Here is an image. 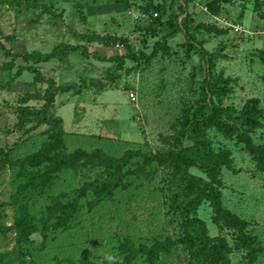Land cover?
Masks as SVG:
<instances>
[{
  "label": "rangeland",
  "instance_id": "rangeland-1",
  "mask_svg": "<svg viewBox=\"0 0 264 264\" xmlns=\"http://www.w3.org/2000/svg\"><path fill=\"white\" fill-rule=\"evenodd\" d=\"M206 1L188 0V14L196 38L205 50L215 53L214 70L227 90L222 103L238 111L255 97L262 107L264 53L247 48L240 35L217 32L225 26L209 15ZM168 2L0 0V225L7 227L0 233V264H34L21 252L13 229L21 193L7 156L34 148L50 127L38 118L18 124L21 107L42 108L43 100L23 103L21 99L26 93L43 94L47 79L74 87L58 92L46 113L61 120L69 150L97 143L90 135L106 138L111 145L106 148L116 154L126 148L162 152L189 143L179 130L186 115L191 117L208 103L209 97L205 100L201 93L205 64L186 47L181 33L164 39V32L158 31L157 17L166 20L169 14H180L178 5L169 7ZM156 43H164L167 49L154 51ZM61 44L77 51L38 63L15 56L49 52ZM83 48L88 50L86 55ZM131 52L135 58L127 56ZM25 65L36 72L22 69ZM130 91L134 100L128 96ZM205 133L213 150L229 152V164L221 166L219 173L221 203L244 221L242 231L252 247L241 243L236 228L218 226L207 201L196 215L205 222L209 236L224 239L226 264H264V168L234 135H224L214 126L206 127ZM249 136L254 145L264 148V122ZM190 171L205 177L194 167ZM100 174L96 168L82 170L73 179L62 177L51 194L71 196L84 181ZM178 190L169 168L158 166L149 178L137 179L131 190L85 213L79 220L83 232L59 233L37 264H109V255L115 257L112 264H123L117 247L126 237L135 247L150 245L157 238L176 239L182 233L180 216L168 206L171 194ZM32 238L40 240L38 234ZM136 264L144 263L138 258ZM157 264H195V260L182 244H176L169 253L160 254Z\"/></svg>",
  "mask_w": 264,
  "mask_h": 264
},
{
  "label": "trees",
  "instance_id": "trees-1",
  "mask_svg": "<svg viewBox=\"0 0 264 264\" xmlns=\"http://www.w3.org/2000/svg\"><path fill=\"white\" fill-rule=\"evenodd\" d=\"M230 1L207 0L205 7L210 14L217 15L222 5ZM167 4L169 7L178 5L180 14H169L166 20L157 17L158 31L164 32V39L181 33L186 47L194 50L205 64L201 93L203 99L209 97L208 103L201 105L191 117L185 116L179 136L189 142L187 145L162 152L126 148L116 154L106 148L111 147L106 138L90 135L98 140L97 143L88 149L78 147L69 150L61 120L47 116L46 113L58 92L70 91L74 87L57 85L53 79H47L43 94L26 93L22 97L23 103L30 99H40L44 103L37 111L21 107L18 117L20 126L35 118L50 124L34 148L16 157L7 156L9 165L15 168L13 180L18 193H21L13 229L21 252L32 263H41L43 251L57 239L59 233L83 232L80 228L83 225L79 220L85 213L108 204L115 195L131 190L137 179L149 178L158 166L169 168L171 180L179 188L171 194L168 210L179 214L182 233L176 239L157 238L150 245L139 244L136 247L126 237L117 247L123 256V264H136L138 258L144 264H157L160 254L169 253L176 244H182L190 258L195 260V264H226L224 239L209 236L205 222L196 215L198 207L204 201L211 207L214 221L219 227L225 225L236 228L241 243L252 247L251 241L242 231L244 221L225 209L221 203L219 173L221 166L229 164V152L213 150L206 137L205 128L214 126L224 135H234L264 168V148L254 145L249 136V132L264 122V97L262 107L255 97L248 98L238 111L224 105L222 100L227 94L222 84L224 79L215 73V53L205 50L202 41L195 36V28L191 27L192 20L188 14V0H169ZM165 7L162 5V11ZM216 31L221 32V29ZM119 40L129 47L125 39ZM159 48L167 49L164 43H156L154 51ZM75 51L77 47L61 44L49 52L15 56L38 63ZM82 53L86 55L88 50L83 48ZM127 56L135 58L132 52ZM118 58L122 62L123 57ZM22 69L36 72V68L29 65ZM20 71L21 69L18 72ZM192 167L205 177L192 173ZM96 168L100 169L101 174L95 179L84 181L71 196L65 192L60 195L51 194V189L58 185L62 177L73 179L82 170ZM219 220L223 223L220 224ZM6 230L7 227L0 225V233ZM33 234L40 236L39 242L32 238ZM78 243L86 244L80 241L76 244Z\"/></svg>",
  "mask_w": 264,
  "mask_h": 264
},
{
  "label": "crops",
  "instance_id": "crops-1",
  "mask_svg": "<svg viewBox=\"0 0 264 264\" xmlns=\"http://www.w3.org/2000/svg\"><path fill=\"white\" fill-rule=\"evenodd\" d=\"M209 15L225 26L221 35H240L247 48L264 53V34L254 33L264 29V0H231L222 5L217 15Z\"/></svg>",
  "mask_w": 264,
  "mask_h": 264
},
{
  "label": "built area",
  "instance_id": "built-area-1",
  "mask_svg": "<svg viewBox=\"0 0 264 264\" xmlns=\"http://www.w3.org/2000/svg\"><path fill=\"white\" fill-rule=\"evenodd\" d=\"M254 33H261V34H264V29H262L261 31H258V32H254ZM249 34H252V32H250ZM128 96L130 97V99L134 100L136 97L134 95V93L132 91H130L128 93Z\"/></svg>",
  "mask_w": 264,
  "mask_h": 264
},
{
  "label": "clouds",
  "instance_id": "clouds-1",
  "mask_svg": "<svg viewBox=\"0 0 264 264\" xmlns=\"http://www.w3.org/2000/svg\"><path fill=\"white\" fill-rule=\"evenodd\" d=\"M106 259L109 261V264H112V262H114V260H115V257L109 255L106 257Z\"/></svg>",
  "mask_w": 264,
  "mask_h": 264
}]
</instances>
